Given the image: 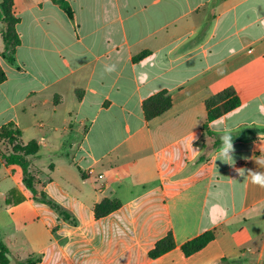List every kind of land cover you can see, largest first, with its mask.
Returning <instances> with one entry per match:
<instances>
[{
	"label": "crops",
	"instance_id": "0c3cea01",
	"mask_svg": "<svg viewBox=\"0 0 264 264\" xmlns=\"http://www.w3.org/2000/svg\"><path fill=\"white\" fill-rule=\"evenodd\" d=\"M64 1L72 18L55 0L13 1L21 43L12 63L0 42V129L14 123L38 144L37 189L76 223L0 156L14 186L0 182L9 264H264V188L235 170H264L252 160L264 152V0ZM228 88L241 105L208 127L236 134L234 167L203 127L206 100ZM161 92L172 107L147 120L144 102ZM106 200L120 207L99 218ZM169 234L175 248L151 258Z\"/></svg>",
	"mask_w": 264,
	"mask_h": 264
},
{
	"label": "trees",
	"instance_id": "16d2710c",
	"mask_svg": "<svg viewBox=\"0 0 264 264\" xmlns=\"http://www.w3.org/2000/svg\"><path fill=\"white\" fill-rule=\"evenodd\" d=\"M14 1V0H13ZM13 1L11 4L5 2L0 3V20L3 23V29L0 31V42L5 47L4 57L10 62H14L15 53L19 47L21 40L17 32L16 26L18 19L12 14ZM57 4L72 18V12L69 5L64 0H55ZM149 53L134 57V61H140L147 57ZM7 79L5 72L0 65V85ZM206 109L208 112L207 122L203 126L206 133L210 135L215 145H221L220 137L210 132L208 123L222 117L223 115L233 111L241 105V100L237 96L233 88H228L223 92L213 95L206 100ZM172 107L171 97L167 92L158 93L144 102V112L147 120H152L161 116ZM232 135V141L236 138V134ZM22 132L14 123H9L0 129V156L6 166H18L22 170V183L24 188L30 192L39 202L51 207L65 222L75 224V219L61 205L51 200L45 193L39 192L37 189V181L31 171L30 157L38 155L39 146L35 142L24 144L22 142ZM203 156L201 157V159ZM120 205L116 202L106 200L96 208L97 217L101 218L117 210ZM215 232L209 231L199 237L187 242L182 246V251L186 257H190L204 248H206L214 239ZM175 248V241L172 234L167 235L160 240L155 249L150 252L151 258H158ZM8 248L4 242H0V264H9L7 257Z\"/></svg>",
	"mask_w": 264,
	"mask_h": 264
},
{
	"label": "clouds",
	"instance_id": "9594fccd",
	"mask_svg": "<svg viewBox=\"0 0 264 264\" xmlns=\"http://www.w3.org/2000/svg\"><path fill=\"white\" fill-rule=\"evenodd\" d=\"M116 70V65H106L103 69L104 73H112ZM195 139L194 135L192 134L191 142ZM221 139V147L219 149L218 156L216 158L221 160L224 163H227L234 167V145L232 143V135L229 132H224L220 136ZM215 160V161H216ZM252 160L258 166V169H264V152H261L260 156H253ZM239 176L250 178V182L253 185L259 186L260 188H264V170H251L245 168H238L235 169ZM247 173V175H246Z\"/></svg>",
	"mask_w": 264,
	"mask_h": 264
},
{
	"label": "rangeland",
	"instance_id": "374dc122",
	"mask_svg": "<svg viewBox=\"0 0 264 264\" xmlns=\"http://www.w3.org/2000/svg\"><path fill=\"white\" fill-rule=\"evenodd\" d=\"M13 0H0V3H2V2H5V3H7V4H11V2H12ZM2 29H3V26H2ZM66 142V141H65ZM1 143H2V141H0V145H1ZM20 179L21 178V172L19 173V175L17 176V179ZM0 182L2 183V185H3V188L4 189H9L10 187H14L13 186V182H12V180L11 179H9V178H7L6 176H5V170L4 169H2V170H0ZM2 219L0 218V231H3L4 232V230H2ZM11 243V241H9L7 238H5L4 237V244H10ZM18 261H16V264H18L17 263ZM14 264V263H13Z\"/></svg>",
	"mask_w": 264,
	"mask_h": 264
},
{
	"label": "built area",
	"instance_id": "2783aa9c",
	"mask_svg": "<svg viewBox=\"0 0 264 264\" xmlns=\"http://www.w3.org/2000/svg\"><path fill=\"white\" fill-rule=\"evenodd\" d=\"M100 178H103V176L101 175Z\"/></svg>",
	"mask_w": 264,
	"mask_h": 264
}]
</instances>
